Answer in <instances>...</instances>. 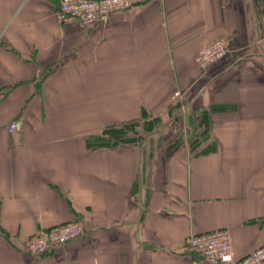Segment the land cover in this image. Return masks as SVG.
I'll return each instance as SVG.
<instances>
[{"label":"crops","instance_id":"1","mask_svg":"<svg viewBox=\"0 0 264 264\" xmlns=\"http://www.w3.org/2000/svg\"><path fill=\"white\" fill-rule=\"evenodd\" d=\"M134 1L82 27L59 0H0V264H208L184 242L220 229L234 261L264 245V0ZM150 118L139 146L89 147ZM72 222L80 238L28 254Z\"/></svg>","mask_w":264,"mask_h":264},{"label":"built area","instance_id":"2","mask_svg":"<svg viewBox=\"0 0 264 264\" xmlns=\"http://www.w3.org/2000/svg\"><path fill=\"white\" fill-rule=\"evenodd\" d=\"M134 0H59L55 17L60 25H80L89 27L106 24L115 13L128 11ZM228 42L220 39L203 48L195 58L201 70L224 59ZM175 93V97H179ZM183 110V109H182ZM16 124L9 126L13 132ZM83 235L82 226L77 222L61 225L50 230L40 231L27 245L32 256H42L53 249L69 244ZM186 251L199 261L208 264H264V245L239 261L232 257V238L229 231L220 229L202 234L190 235L184 242Z\"/></svg>","mask_w":264,"mask_h":264},{"label":"trees","instance_id":"3","mask_svg":"<svg viewBox=\"0 0 264 264\" xmlns=\"http://www.w3.org/2000/svg\"><path fill=\"white\" fill-rule=\"evenodd\" d=\"M158 119H154L153 122L149 123L150 126H147L145 131L151 132L154 129V123H158ZM136 123L124 124L121 128H108L104 130L100 137H92L89 147L94 149L101 148H112L119 145H128L136 143V140H126L123 135L126 131H131V127L135 128ZM141 139V138H140Z\"/></svg>","mask_w":264,"mask_h":264},{"label":"rangeland","instance_id":"4","mask_svg":"<svg viewBox=\"0 0 264 264\" xmlns=\"http://www.w3.org/2000/svg\"><path fill=\"white\" fill-rule=\"evenodd\" d=\"M174 96H175V94H174ZM177 98V97H176ZM183 106H184V104H182ZM182 105H180V106H182ZM182 106V107H183ZM183 109V108H182ZM184 112V110H179V112L177 113H175L174 114V118H177V117H175V116H177V115H179V114H181V113H183ZM174 118L172 117L171 118V120H170V123H173L174 122ZM153 120L154 119H152V118H150V119H147V120H143L142 121V123H137L136 125L137 126H135V128H132L131 127V131H126V133H124V135H123V137L126 139V140H136V143L134 142V143H132V144H128V145H135V146H139V145H141V143H142V140L148 135V133H150V132H147V131H145V129H146V127L147 126H150L149 125V123H151V122H153ZM160 122H158V123H154V129L157 127V124H159ZM122 126H124V125H121V126H119V127H115V128H121ZM101 135H98V137H100ZM97 137V136H96ZM141 138V139H140Z\"/></svg>","mask_w":264,"mask_h":264},{"label":"water","instance_id":"5","mask_svg":"<svg viewBox=\"0 0 264 264\" xmlns=\"http://www.w3.org/2000/svg\"><path fill=\"white\" fill-rule=\"evenodd\" d=\"M175 122H178V119H176Z\"/></svg>","mask_w":264,"mask_h":264}]
</instances>
